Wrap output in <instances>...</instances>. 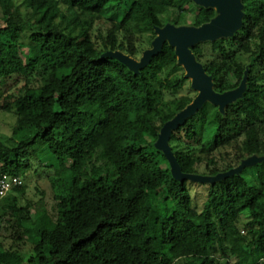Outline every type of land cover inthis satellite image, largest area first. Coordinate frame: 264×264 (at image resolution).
Listing matches in <instances>:
<instances>
[{
  "label": "trees",
  "instance_id": "obj_1",
  "mask_svg": "<svg viewBox=\"0 0 264 264\" xmlns=\"http://www.w3.org/2000/svg\"><path fill=\"white\" fill-rule=\"evenodd\" d=\"M242 2L232 38L192 49L219 94L249 74L225 114L207 103L173 132L185 174L215 177L264 157V0ZM215 17L191 0H0V25L18 50L0 72V113L17 120L0 135V171L25 179L44 149L55 162L43 166L55 171L53 216L42 200L20 205L24 186L0 200L4 237L15 240L0 242V264H264V162L214 185L177 182L155 148L196 97L175 49L166 43L139 74L102 58L139 60L156 27Z\"/></svg>",
  "mask_w": 264,
  "mask_h": 264
},
{
  "label": "water",
  "instance_id": "obj_2",
  "mask_svg": "<svg viewBox=\"0 0 264 264\" xmlns=\"http://www.w3.org/2000/svg\"><path fill=\"white\" fill-rule=\"evenodd\" d=\"M197 6L212 8L216 17L209 23L200 27L180 26L167 24L163 28L156 27V38L150 49L146 50L139 60H136L121 52H107L102 58L116 59L124 64L130 71L139 74L146 68L154 57L159 55L166 43L175 49L179 66L185 70V79L191 83V89L196 97L184 110L178 113L174 119L167 122L158 136L155 148L161 151L170 163L173 178L180 183L190 181L200 184H211L240 174L245 168L253 167L264 162V157L253 156L241 163V165L224 174L215 177L190 175L182 172L180 164L170 146V139L175 130L194 117L202 108L210 103L218 107L220 113L225 114L226 108L242 99L247 89L249 70L245 71L240 86L232 91L219 94L214 90L213 78L209 76L204 66L196 59L192 49L198 44L215 42L220 39L232 38L243 26L244 5L242 0H191Z\"/></svg>",
  "mask_w": 264,
  "mask_h": 264
},
{
  "label": "rangeland",
  "instance_id": "obj_3",
  "mask_svg": "<svg viewBox=\"0 0 264 264\" xmlns=\"http://www.w3.org/2000/svg\"><path fill=\"white\" fill-rule=\"evenodd\" d=\"M128 5V3L126 4ZM125 5V7H127ZM14 31L5 30L0 25V72L9 73L12 70V65L17 61V43ZM189 81V80H188ZM191 85V83H190ZM0 90V95L2 94ZM3 96V95H2ZM1 96V97H2ZM0 97V101H1ZM17 124V120L14 116L10 114L0 113V135L3 137H9L12 134L14 126ZM54 160L49 158L47 149H44L43 152L37 153V159L33 158L30 161L32 168L28 172V175L25 179H22V186L25 187V195L20 200L21 206H26L28 203L33 204L34 209L38 208L40 201L42 200L47 207V210L53 216L55 202L53 200L54 191L50 178L55 176V171L52 170V167H43L54 164ZM48 168V169H47ZM50 169V170H49ZM194 194L197 196V201L200 205L205 199V191L202 187H195ZM34 211V210H33ZM5 230L3 228V222L0 223V242L6 246H10L12 243H15V240L11 238L8 233L7 237L5 236ZM11 234V233H10ZM246 236V235H245ZM18 244V243H17ZM20 248L19 253L21 256H29L27 254L28 246L23 245L22 243L18 245ZM13 260V259H12Z\"/></svg>",
  "mask_w": 264,
  "mask_h": 264
},
{
  "label": "built area",
  "instance_id": "obj_4",
  "mask_svg": "<svg viewBox=\"0 0 264 264\" xmlns=\"http://www.w3.org/2000/svg\"><path fill=\"white\" fill-rule=\"evenodd\" d=\"M22 179L17 176H10L0 171V200L7 197L15 188L22 186Z\"/></svg>",
  "mask_w": 264,
  "mask_h": 264
}]
</instances>
